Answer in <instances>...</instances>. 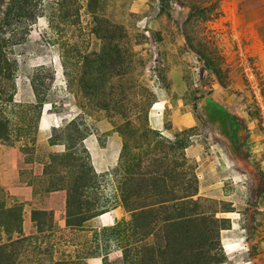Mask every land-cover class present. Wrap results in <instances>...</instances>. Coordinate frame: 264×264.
<instances>
[{
	"label": "rangeland",
	"instance_id": "obj_1",
	"mask_svg": "<svg viewBox=\"0 0 264 264\" xmlns=\"http://www.w3.org/2000/svg\"><path fill=\"white\" fill-rule=\"evenodd\" d=\"M262 49L264 0H0V264H264Z\"/></svg>",
	"mask_w": 264,
	"mask_h": 264
},
{
	"label": "trees",
	"instance_id": "obj_2",
	"mask_svg": "<svg viewBox=\"0 0 264 264\" xmlns=\"http://www.w3.org/2000/svg\"><path fill=\"white\" fill-rule=\"evenodd\" d=\"M183 148H185V146H183ZM59 164L63 165V163H59ZM88 186H90V180H88L84 176H80L78 179V182H76L74 187L72 188L71 194L68 196V200H67L68 210H67L66 224L69 227H79L85 221L91 219L92 217L96 215V213L94 214L89 213L90 211H94L92 210V204H88L86 201L84 202L83 200H81V197H80L82 195L81 189L86 188ZM132 193L134 196L135 195L134 191H130V194ZM130 194L128 192L127 196L124 199L125 207L127 208L130 207V205L128 204V200L130 199ZM84 205L86 206L85 210H84ZM87 210L89 211L88 212L89 214H86ZM138 216L140 215L133 214V220L135 221V223L137 221ZM223 219H226L230 222V218H221L220 220H223ZM174 226L176 227V223ZM219 228L223 229L224 227H219ZM174 233H175L174 237L176 236V239L174 238L175 242H178L180 244V236L178 234V229H175ZM207 245L208 244L200 248H196V250L190 252L186 257L184 254V249L179 250V247L173 245L172 246L173 253L171 254H166L165 251H160V252L152 251L150 255H148L145 259L144 258L141 259V262H138V263H135V261L130 258V255H125V260L127 264L128 263L129 264H160V260H162V263H169V264H221L223 263L225 261L224 260L225 257H221V254H218L219 252H216L217 248L215 244L214 246H211L210 248H206ZM218 247L221 250L220 245H218Z\"/></svg>",
	"mask_w": 264,
	"mask_h": 264
},
{
	"label": "crops",
	"instance_id": "obj_3",
	"mask_svg": "<svg viewBox=\"0 0 264 264\" xmlns=\"http://www.w3.org/2000/svg\"><path fill=\"white\" fill-rule=\"evenodd\" d=\"M259 69L261 70L262 74L264 75V49H262L260 52H259ZM262 88H263V93H264V84L262 85ZM257 122V120H256ZM242 162L237 165H234V171L237 175H240L239 178L241 179V176H244L245 175V171H244V167L242 169ZM241 170V171H240ZM228 218H230L228 216ZM232 219V218H230ZM235 221V220H234ZM236 225V224H234Z\"/></svg>",
	"mask_w": 264,
	"mask_h": 264
},
{
	"label": "built area",
	"instance_id": "obj_4",
	"mask_svg": "<svg viewBox=\"0 0 264 264\" xmlns=\"http://www.w3.org/2000/svg\"><path fill=\"white\" fill-rule=\"evenodd\" d=\"M257 81V80H256ZM252 91H253V94L255 95V98L260 100V101H264V93L262 91V87L260 86V84L258 83L257 81V84L256 85H253L252 84ZM260 98V99H259ZM264 104H260L259 103V107H260V121H262V126L264 127V107H263ZM262 119V120H261ZM258 122V121H257Z\"/></svg>",
	"mask_w": 264,
	"mask_h": 264
}]
</instances>
